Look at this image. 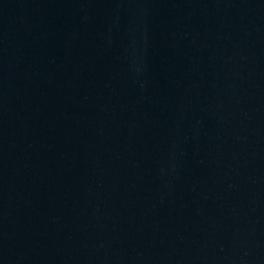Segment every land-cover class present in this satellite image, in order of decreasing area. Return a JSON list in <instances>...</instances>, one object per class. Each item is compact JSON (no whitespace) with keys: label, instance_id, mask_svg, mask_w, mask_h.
<instances>
[{"label":"water","instance_id":"95a60500","mask_svg":"<svg viewBox=\"0 0 264 264\" xmlns=\"http://www.w3.org/2000/svg\"><path fill=\"white\" fill-rule=\"evenodd\" d=\"M0 264H264V0H0Z\"/></svg>","mask_w":264,"mask_h":264}]
</instances>
